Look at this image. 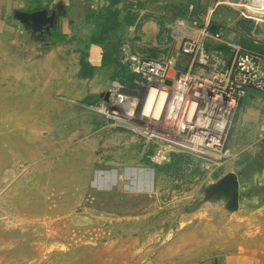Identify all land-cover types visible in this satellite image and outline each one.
Instances as JSON below:
<instances>
[{
  "label": "rangeland",
  "instance_id": "rangeland-1",
  "mask_svg": "<svg viewBox=\"0 0 264 264\" xmlns=\"http://www.w3.org/2000/svg\"><path fill=\"white\" fill-rule=\"evenodd\" d=\"M65 2V43L52 45L14 15L9 29L0 25V264H194L264 244L263 214L229 212L206 193L258 155L264 121L255 131L239 122L241 101L225 156L170 151L161 163L153 158L169 151L166 145L141 132L147 124L116 114L128 109L114 107L110 95L116 80L134 89L131 74L117 75V51L128 45L153 56L141 32L152 14L163 29L161 44L172 50L179 20L210 13L224 31H238L241 19L264 25V0ZM110 15L120 26L103 35ZM94 46L100 75L81 79L78 68ZM262 187L240 182V192L253 197Z\"/></svg>",
  "mask_w": 264,
  "mask_h": 264
},
{
  "label": "built area",
  "instance_id": "built-area-1",
  "mask_svg": "<svg viewBox=\"0 0 264 264\" xmlns=\"http://www.w3.org/2000/svg\"><path fill=\"white\" fill-rule=\"evenodd\" d=\"M193 10L191 5L190 14ZM211 23L210 13L200 19L179 20L171 31L178 52L163 58L133 53L128 45L123 48L122 63L134 76V89L119 80L113 82V106L128 109L115 113H128L131 120L147 124L141 132L166 145L164 149L169 151L155 153L156 162L167 160L170 151L206 160L225 156L239 103L251 90L264 94V54L233 44L228 64L223 50L209 49L211 41L227 43L224 30L210 32ZM163 127L166 133L159 129Z\"/></svg>",
  "mask_w": 264,
  "mask_h": 264
},
{
  "label": "crops",
  "instance_id": "crops-1",
  "mask_svg": "<svg viewBox=\"0 0 264 264\" xmlns=\"http://www.w3.org/2000/svg\"><path fill=\"white\" fill-rule=\"evenodd\" d=\"M61 1L65 6L68 5L65 0H0V25L5 24V29H9L10 24L8 25L7 23H12L10 22V16H13L16 11L35 12L42 9H46L48 7L47 5H50V7L58 5V3H60ZM229 4L231 6L236 5L233 4L231 1L229 2ZM142 14L145 13L142 12ZM65 22L67 24H65ZM68 22L69 21L67 19H61L59 25L61 23L62 27L58 26L57 30L62 35L66 36V38L68 34L66 31V28L68 27ZM212 24H216L218 26V29H222L218 23L212 22L211 25ZM15 26L16 25H13V29H16ZM136 26L137 22L133 26H130L128 28L122 25L120 32L126 31ZM142 26V43L144 45H147L148 47H151L154 51L152 52L153 56L150 58L159 59L178 52L179 44L172 50L167 49V46L165 44H161V35L163 34V29L159 24V20L155 18L153 14L147 19V21H144ZM230 31L232 32L230 38H232L233 40L239 39L241 41L240 45L244 46L245 48L256 50L261 54H264L263 24H256L255 28L249 34H246L245 32H240L239 30L237 31L236 29H230ZM128 32L129 36H132V34H134V31L132 30ZM226 33L227 31L224 32V39L227 43L211 41L209 49L217 48L223 50L226 55L227 62L228 64H230L234 52L233 44L235 43L227 41L225 36ZM50 41L51 40L49 38V42ZM131 52L137 53L133 47H131ZM116 54L117 56L119 55L117 59L120 61L118 63L119 66L117 67V75H121L123 73V70L127 71V73L130 74L127 66L124 65L121 61L123 53L117 51ZM86 62L92 67H94V74L92 77L100 75L103 59L101 55H99L98 49L95 46L92 48L91 53ZM78 69L79 72L82 70L81 65ZM186 69L187 67H182V70ZM132 76L133 75L131 74V79L128 83L133 84L134 77L132 79ZM240 105V108L243 112L242 116H239L238 121L242 122V124L244 123L243 125H254V131L260 129L256 126V121H264V95H260L258 92L251 90L249 91L248 95L242 100ZM239 125L241 124L239 123ZM233 137L234 136L231 137V144L235 143ZM256 152L258 153V155L255 156L253 159H250L249 161L243 159L244 162L242 164V172L238 174L240 177V182L246 181L248 183L253 184L259 183L263 186L262 190H260L258 194L254 197L250 196L246 192H240L241 207L239 210H241L247 215L251 214V210H255L259 212V214L264 215V204H260V202L264 200V145L258 147L256 149ZM194 264H264V244L254 242L253 246L245 247L242 250L238 251H231L219 254Z\"/></svg>",
  "mask_w": 264,
  "mask_h": 264
},
{
  "label": "water",
  "instance_id": "water-1",
  "mask_svg": "<svg viewBox=\"0 0 264 264\" xmlns=\"http://www.w3.org/2000/svg\"><path fill=\"white\" fill-rule=\"evenodd\" d=\"M66 16V8L63 2L58 3L56 7H48L35 12L16 11L14 14L15 20L22 24L26 30L36 33L45 28L49 35L58 30L60 20ZM209 30L215 34L218 26L212 24ZM231 35L232 32L227 31L225 35L227 41L240 45L241 41L239 39L233 40L230 38ZM167 84L171 85V82L168 81ZM206 193L211 202L224 201L225 208L229 212H236L241 207L240 178L235 173H228L223 176L218 182L210 185Z\"/></svg>",
  "mask_w": 264,
  "mask_h": 264
},
{
  "label": "trees",
  "instance_id": "trees-1",
  "mask_svg": "<svg viewBox=\"0 0 264 264\" xmlns=\"http://www.w3.org/2000/svg\"><path fill=\"white\" fill-rule=\"evenodd\" d=\"M113 16H116V15H110L105 19V25L102 29L103 35L107 34L109 31L114 30L115 28L120 26L119 21H116V20L113 22L111 21V18ZM254 28H255V23L250 21V20L241 19L238 22L237 29L240 32H245L246 34H249ZM49 38L51 40L50 43L52 45H57L59 43H65L66 42V36L62 35L58 31H53L52 35H49ZM81 68H82V72L80 74L81 79H86L88 77H91L94 74V67H92L87 62H81ZM133 77H132V79H133Z\"/></svg>",
  "mask_w": 264,
  "mask_h": 264
},
{
  "label": "bare ground",
  "instance_id": "bare-ground-1",
  "mask_svg": "<svg viewBox=\"0 0 264 264\" xmlns=\"http://www.w3.org/2000/svg\"><path fill=\"white\" fill-rule=\"evenodd\" d=\"M255 2H256V0H249V3H252L253 4ZM151 97H153V95ZM151 102H152V98H150L149 103L146 105L147 106L146 112L149 111ZM125 115H129V114L128 113H125Z\"/></svg>",
  "mask_w": 264,
  "mask_h": 264
},
{
  "label": "flooded vegetation",
  "instance_id": "flooded-vegetation-1",
  "mask_svg": "<svg viewBox=\"0 0 264 264\" xmlns=\"http://www.w3.org/2000/svg\"><path fill=\"white\" fill-rule=\"evenodd\" d=\"M41 32H43L44 35H46L47 37H49V34L45 31V28H43V29L41 30ZM41 32L39 31V32H36V33H41Z\"/></svg>",
  "mask_w": 264,
  "mask_h": 264
}]
</instances>
